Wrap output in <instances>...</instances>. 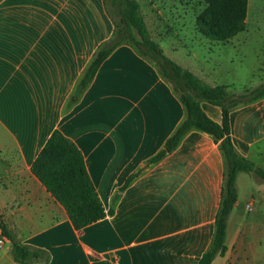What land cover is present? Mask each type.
Segmentation results:
<instances>
[{"label": "crops", "instance_id": "0c3cea01", "mask_svg": "<svg viewBox=\"0 0 264 264\" xmlns=\"http://www.w3.org/2000/svg\"><path fill=\"white\" fill-rule=\"evenodd\" d=\"M243 24L229 40L196 29L182 35L188 61L177 64L233 94L264 85L255 73L252 86L232 88L244 77L235 60L256 54L258 65L264 62V0H249ZM114 32L105 0H0V220L17 242L47 251V264H199L212 245L221 205L220 143L194 130L149 164L186 109L159 68L131 45L116 47L73 100ZM171 33L181 37V31ZM152 38L164 51L163 40ZM201 107L222 124L221 107ZM230 126L239 155L264 169V97L233 109ZM55 131L78 147L103 205L113 210L80 230L33 173ZM237 188L227 252L212 264H264L263 243L254 239L264 230V182L241 173ZM0 264H19L1 229Z\"/></svg>", "mask_w": 264, "mask_h": 264}, {"label": "trees", "instance_id": "16d2710c", "mask_svg": "<svg viewBox=\"0 0 264 264\" xmlns=\"http://www.w3.org/2000/svg\"><path fill=\"white\" fill-rule=\"evenodd\" d=\"M201 2L205 4V9L196 17V30L202 35L216 40H229L244 30L243 22L249 0H201ZM111 3V9L107 7V10L114 21L115 32L95 54L77 87L73 100L87 88L103 61L120 45L135 47L142 56L159 68L165 79L179 94L186 109V117L167 141L163 151L149 164L157 163L174 151L183 137L194 130L212 135L220 143L224 156V186L216 218V232L210 249L199 263L212 264L217 257H223L227 252L228 221L239 197L237 188L239 174L254 173L264 182V169L257 167L236 151L231 139L230 126L231 111L263 98L264 85L245 90L241 94H233L228 92L227 86L205 84L191 71L184 69L165 55L160 44L152 38L136 0H112ZM167 68L172 71V78L169 77ZM202 102L222 108V124L215 123L205 114L201 107ZM32 169L35 176L66 208L76 229L80 230L113 213V210L108 212L103 205L87 172L82 153L60 131L52 134ZM131 181L132 179L127 184ZM0 229L2 237L11 242L13 257L17 263L47 264L49 262L50 255L47 251L17 242L2 220H0Z\"/></svg>", "mask_w": 264, "mask_h": 264}, {"label": "rangeland", "instance_id": "374dc122", "mask_svg": "<svg viewBox=\"0 0 264 264\" xmlns=\"http://www.w3.org/2000/svg\"><path fill=\"white\" fill-rule=\"evenodd\" d=\"M105 1L107 7L111 9L112 0ZM136 1L140 5L142 16L144 17L151 36L158 40H163L165 55L176 63L188 61L189 50L182 47L180 48L181 41L185 39L182 35H188L193 29H196V17L205 9V4L202 3L201 0ZM250 14L251 17L255 14L252 5ZM172 31H181V37L176 38L171 33ZM255 55L256 54H249L243 59L235 60L240 69V74H243L244 77L242 78V81L234 83L232 87L234 90L245 88L244 86L246 85L248 87L252 86L251 82H256V79L253 76L255 73L260 75L262 79L264 78V62L263 64L258 65L259 62L256 60ZM224 63V65H226L224 67H229V63L226 59L224 60ZM250 66H255L256 69L254 70L250 68ZM167 73L169 77H173L172 71L169 68H167ZM249 88L255 89L256 87ZM254 239L263 243L259 246V249L264 250V230H259L255 233Z\"/></svg>", "mask_w": 264, "mask_h": 264}]
</instances>
